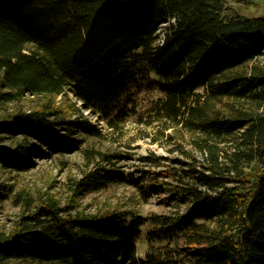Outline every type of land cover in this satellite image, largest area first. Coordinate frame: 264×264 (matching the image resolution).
<instances>
[{
    "label": "trees",
    "instance_id": "obj_1",
    "mask_svg": "<svg viewBox=\"0 0 264 264\" xmlns=\"http://www.w3.org/2000/svg\"><path fill=\"white\" fill-rule=\"evenodd\" d=\"M260 60L264 16L243 15L227 0H0L3 170L27 172L36 156L74 154L81 137L103 136L102 121L122 129L130 88L141 81L162 93L154 120L189 135L201 157L183 151L184 167L164 173L173 182L154 186L169 194L163 202L173 213H89L79 208L82 196L137 183L111 167L119 155L89 150L105 166L73 182L68 206L16 194L24 209L0 233V264H264ZM26 100L34 104L26 108ZM13 192L0 185V202Z\"/></svg>",
    "mask_w": 264,
    "mask_h": 264
},
{
    "label": "rangeland",
    "instance_id": "obj_2",
    "mask_svg": "<svg viewBox=\"0 0 264 264\" xmlns=\"http://www.w3.org/2000/svg\"><path fill=\"white\" fill-rule=\"evenodd\" d=\"M227 6L249 17L264 16V0H227ZM163 31L164 28L161 33ZM130 89L131 116L122 129H110L102 121L103 136L81 137L85 143L74 154L58 155L51 159L36 156L32 158L36 165L27 172H10L0 167V185L14 188L9 199L0 202V233L10 232L22 214L24 202L17 200L16 194L30 198L32 205L47 202L50 198L61 208L71 204L73 182L80 179L84 172L105 166L99 158L91 162L87 155L89 150L119 155V158L112 160L111 167L119 169L137 183L113 185L101 192L86 194L78 199L80 210L93 213L104 208L120 207L132 209L143 216L174 212L172 206L163 202L169 194L154 192L153 188L162 182H173L165 178L164 173H173L184 167L180 160L188 159L183 151L195 155L199 160L200 154L193 150L189 135L181 139L180 131L168 129L154 120L152 107L162 97L159 89L148 81H141ZM65 101L63 98L58 99L59 104L66 109L68 104L65 105ZM74 103L76 100L70 97L69 105ZM25 104L29 108L34 103L26 100ZM8 111H11L10 107ZM4 113L6 110L0 108V115ZM79 116L90 118L92 123H96V118L90 117L87 112L81 110ZM3 144L11 146L13 143L6 140ZM31 211L30 208L24 214L29 215ZM137 246L139 256L143 257L148 248L145 229Z\"/></svg>",
    "mask_w": 264,
    "mask_h": 264
}]
</instances>
